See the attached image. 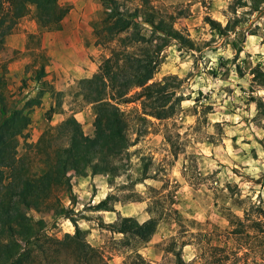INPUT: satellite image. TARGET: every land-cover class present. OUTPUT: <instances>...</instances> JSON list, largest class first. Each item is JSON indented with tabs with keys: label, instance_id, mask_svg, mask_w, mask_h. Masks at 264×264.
I'll return each mask as SVG.
<instances>
[{
	"label": "rangeland",
	"instance_id": "1",
	"mask_svg": "<svg viewBox=\"0 0 264 264\" xmlns=\"http://www.w3.org/2000/svg\"><path fill=\"white\" fill-rule=\"evenodd\" d=\"M117 1L130 9L135 5ZM59 2L69 11L58 30L38 26L29 14L8 35L11 51L4 45L0 50L6 54L0 55V74L7 80V101L30 117L19 137V155L69 115L86 135L94 132V111L82 100L81 80L109 55L95 44L102 1ZM238 2L150 0L190 40H166L151 80L167 75L181 80L175 90L181 96L178 110L168 119L149 118L153 125L128 146L116 175L73 176L71 188L58 192L70 218L51 208L29 211L33 221L44 222L48 236L72 234L76 224L109 264H264V233H231L244 211L264 210V88L251 74L257 64L264 69V5L251 12L238 7L239 25L227 35L205 20L224 26ZM139 21L148 34L149 26ZM41 66L45 75L36 79ZM133 107L138 103L120 105L125 111ZM134 137L129 133L130 142ZM107 196L108 209H95ZM123 216L155 218L151 238L141 242L110 231L107 225Z\"/></svg>",
	"mask_w": 264,
	"mask_h": 264
},
{
	"label": "trees",
	"instance_id": "2",
	"mask_svg": "<svg viewBox=\"0 0 264 264\" xmlns=\"http://www.w3.org/2000/svg\"><path fill=\"white\" fill-rule=\"evenodd\" d=\"M101 1L103 10L94 29L95 44L108 48L109 55L94 74L81 80L82 100L94 111L92 136L86 135L77 119L69 115L44 130L38 141L28 144L26 152L19 155V137L30 117L7 101V80L0 74V264H109L100 250L84 239L76 224L72 234L48 236L44 222L33 221L29 211L51 208L70 218L58 192L71 188L72 177L116 175L128 146L153 125L149 118L168 119L180 105L181 96L175 91L179 78L167 75L151 81L166 40L190 42L174 28L172 16L160 14L150 0H124L135 2L131 9L123 7L121 1ZM261 5L264 0H239L231 7L234 18L224 26L209 17L205 20L218 34L227 35L239 25L238 7H248L251 12ZM68 11L69 7L59 0H0V50L21 18L31 14L38 26L58 30ZM139 19L149 26L148 34L142 32ZM232 47L240 51L237 42L233 41ZM251 74L253 83L264 88V69L257 64ZM44 75L41 66L36 79ZM130 103H138V107L127 111L120 108ZM129 133L135 135L131 142ZM109 198L94 208L107 210ZM254 214L244 211L231 230L234 237L264 233V220L254 219L264 217V210L256 208ZM107 226L114 233L147 242L157 220L150 217L140 222L123 216L118 224Z\"/></svg>",
	"mask_w": 264,
	"mask_h": 264
},
{
	"label": "crops",
	"instance_id": "3",
	"mask_svg": "<svg viewBox=\"0 0 264 264\" xmlns=\"http://www.w3.org/2000/svg\"><path fill=\"white\" fill-rule=\"evenodd\" d=\"M10 39H11V37H10V36H7L6 39H5V42H4V46H5V47H8V48H7L8 51H11V49L9 48V46H10V45H9ZM16 49H17V48H16ZM0 55L3 56V57L6 56V54H0Z\"/></svg>",
	"mask_w": 264,
	"mask_h": 264
}]
</instances>
